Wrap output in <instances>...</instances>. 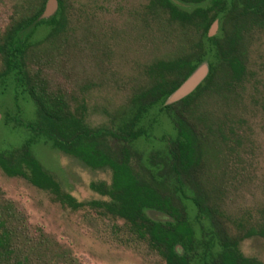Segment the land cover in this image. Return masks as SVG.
Here are the masks:
<instances>
[{
	"label": "rangeland",
	"instance_id": "374dc122",
	"mask_svg": "<svg viewBox=\"0 0 264 264\" xmlns=\"http://www.w3.org/2000/svg\"><path fill=\"white\" fill-rule=\"evenodd\" d=\"M171 1L193 20L149 11L146 0H55L53 23L16 35L27 45L26 69L40 70L70 108L82 103L84 124L103 132L97 149L125 164L136 181H148L171 207L144 209L146 216L187 223L193 234L188 264H264V0ZM28 6V0H0V155L26 143L60 191L83 203L107 201L88 184H108L109 169L90 168L53 147L35 129L36 109L23 81L14 70L1 74L4 31ZM199 20L204 30L196 27ZM230 53L240 59L239 77L226 63ZM156 61L178 67L151 72ZM200 63L207 71L208 63L214 67L212 83L202 79L189 100L186 94L161 101L152 90L160 79L169 96ZM177 115L196 138L197 161L186 171L170 154L181 142ZM0 197L74 264H164L122 219L94 204L73 210L1 169ZM224 238L234 243L223 245Z\"/></svg>",
	"mask_w": 264,
	"mask_h": 264
},
{
	"label": "trees",
	"instance_id": "16d2710c",
	"mask_svg": "<svg viewBox=\"0 0 264 264\" xmlns=\"http://www.w3.org/2000/svg\"><path fill=\"white\" fill-rule=\"evenodd\" d=\"M29 6L24 16L19 17L4 31L5 44L4 70H14L17 80H22L26 92L33 101L37 120L35 129L50 144L59 151L73 156L86 166L96 169L106 167L110 171V181L90 182L89 188L108 197L107 201H76L71 195L59 190L57 183L41 168L38 161L31 155L27 144L11 155H0V169L6 176H19L37 189L47 191L53 200L71 209H77L86 204L99 207L100 213L108 214L123 220L128 230L138 239L145 242L148 249L159 256L164 264H188L192 246V230L186 222L175 224L160 217L150 218L144 209L163 211L171 209L145 180L136 181L129 169L123 163L108 158L97 149V137L102 134L98 129H92L84 124V106L82 103L70 108L68 101L60 91L50 90L37 68L31 72L25 66V51L27 45L17 38L20 30L41 23H53L55 13L48 19H38L45 0H28ZM59 1V0H58ZM149 11L164 10L167 16L180 23H189L193 14L187 12L171 0H146ZM214 3H217L214 0ZM60 6V2H59ZM196 27L205 29L204 22L199 20ZM30 31V30H29ZM214 43L215 41L212 40ZM226 63L234 77L242 73L239 57L230 53ZM208 71L202 83H212L214 67L208 63ZM178 67L173 61H156L150 67L151 72H170ZM152 90L161 101L168 96L164 83L155 79ZM191 93L183 99H190ZM166 108V105L162 106ZM176 116V129L181 138L178 152L170 151L179 168L188 170L196 163V138L192 130L181 117ZM138 129L135 135L140 134ZM246 235L251 232L247 231ZM224 238L223 245L233 244ZM68 252L56 242L47 237L40 228L33 230L28 225L25 215L10 200L0 197V264H74ZM229 260L228 264H232Z\"/></svg>",
	"mask_w": 264,
	"mask_h": 264
},
{
	"label": "water",
	"instance_id": "95a60500",
	"mask_svg": "<svg viewBox=\"0 0 264 264\" xmlns=\"http://www.w3.org/2000/svg\"><path fill=\"white\" fill-rule=\"evenodd\" d=\"M55 6V0H46L38 18H49L54 12ZM213 30L214 25L212 24L209 28V33ZM206 73V65L204 63H200L190 76L172 94H170L165 101L172 102L188 94L204 78Z\"/></svg>",
	"mask_w": 264,
	"mask_h": 264
}]
</instances>
